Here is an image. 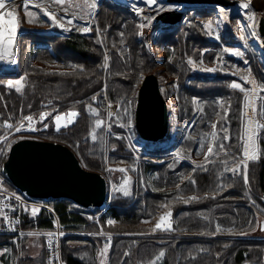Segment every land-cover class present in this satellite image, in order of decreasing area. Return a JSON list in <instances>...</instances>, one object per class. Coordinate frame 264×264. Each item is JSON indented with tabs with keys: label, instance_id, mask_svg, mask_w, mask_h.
<instances>
[{
	"label": "trees",
	"instance_id": "trees-1",
	"mask_svg": "<svg viewBox=\"0 0 264 264\" xmlns=\"http://www.w3.org/2000/svg\"><path fill=\"white\" fill-rule=\"evenodd\" d=\"M31 12L33 22L41 24V17L34 9ZM194 18L173 29L153 20L151 31L161 29L155 45L166 50L165 67L175 78L178 120L182 125L190 124L187 137L179 147L189 156L193 150L197 151L202 141L207 143L211 132H215V138L211 136L214 155H209L201 167L175 161L170 153L177 141L169 147L142 153L144 161L134 172L131 195L114 194L111 200L109 197L110 202L106 200L105 207L96 208L100 211V227L81 210L68 211L67 206L72 201L47 200L64 231L68 232L61 241L66 264H102L106 248L99 232L112 239L104 264H150L161 252L164 253L161 264H264V235L259 234L263 232L259 217L264 218V127L260 126L258 134L260 154L249 162L245 183L242 174L232 171L240 161L243 148L245 91L231 87L236 79L226 71V68H237L242 75L252 72L264 87V66L260 54L249 50L244 57L248 59L246 68H243L244 59L225 55L226 68L221 67L214 75L193 71L189 59L213 61L220 48V42L211 39L201 22ZM139 31L134 11L112 0H102L96 25L89 34L24 32L19 39L18 66L13 73L0 74V78L24 76L20 92L7 87L5 80L0 82V134L5 121L16 123L28 114L39 113L44 106L58 105L53 115L73 109L79 114L76 120L57 131L49 117L36 136L27 137L66 144L77 154L83 167L102 175L110 176L105 170L107 158L112 163L116 160L134 162L125 139L114 133L124 132L118 121L128 119L129 106L134 115L138 87L144 76L158 65L157 59L146 49L144 39L139 38ZM222 40L227 45L233 44L226 38ZM34 45L41 46L36 53H32ZM105 56L108 57L107 67L104 66ZM52 61L61 67L48 69L39 65ZM106 101L121 106V118L112 117L111 132L105 134L109 147H115L109 154H105L97 141H92L90 133L95 117L88 108L91 105L92 109L100 110ZM179 137L181 139V135ZM18 139L0 143V183L10 191L16 188L2 168L8 146ZM221 144L223 149L219 148ZM148 172L155 177L156 189L147 185ZM188 173L190 175L182 181V174ZM192 196L199 199L189 201ZM165 209L172 211L173 230L152 232L151 221ZM109 220L114 224L108 225ZM36 222L47 229L53 227L51 221L39 217ZM217 226L245 230L250 235H226L216 232ZM79 231L87 235H79ZM95 232L98 235H94ZM12 240L0 235V241H4L0 246H9L13 264H44V241L41 240L43 251L39 257L24 255L18 258L26 247L17 248Z\"/></svg>",
	"mask_w": 264,
	"mask_h": 264
},
{
	"label": "rangeland",
	"instance_id": "rangeland-1",
	"mask_svg": "<svg viewBox=\"0 0 264 264\" xmlns=\"http://www.w3.org/2000/svg\"><path fill=\"white\" fill-rule=\"evenodd\" d=\"M102 0H94L95 2V8H89L85 6L84 0H65V4L63 8L61 6L56 5L52 3V0H31V4L29 5L27 11L23 10V1L22 3L17 4L15 7V12L17 14V18L15 21L12 20V18L8 17L11 19V21L14 23L12 26L13 28L16 29L17 32V38L13 45H8L5 41H0V49L8 46L13 48L15 46V63H8L6 62L7 69L4 72H10L13 73L15 68L18 66V58H19V50H20V44H19V39L21 38L22 34L24 32H27L28 30L32 31H37L40 33H48V34H61V33H70V32H75L78 33L79 35H86L92 32L93 28L96 25V15L97 11L99 8V4L101 3ZM114 2H117L119 4H122L126 6L127 8L131 9L134 11V13L137 16L138 19V24H145L147 25L144 28L140 27L139 31V38L144 39V44L148 52L157 59L158 65L157 67L153 70L152 73H156L159 75V80L161 81V91L162 94L164 95L165 99L167 100L168 107L171 113V122H172V130L170 131V136L171 137H176L177 145L173 147L170 155L175 161H185L187 163H192L194 166L198 165H203L206 163L205 158L201 156H197L198 149L193 150L191 155L187 156L185 153H183V147L180 146V142L184 140L185 137H187V133L189 132L190 129V124L188 125H182L179 120H178V115H179V99H178V92L176 91V85L174 84L175 78L170 76L168 74L166 67H165V60L168 58L167 52L164 49H159L155 45V39L160 35L161 29L156 30L155 32L151 31L152 28V23L153 21L149 22L144 19V17H151L155 16L157 13L151 10H148L146 6L140 2V0H112ZM240 1V4L235 7H230V8H223V7H215L213 9H200V10H193L189 12L183 21L182 25L188 24L190 18L195 17L194 19L196 21H200L204 29L206 30V33L209 35L211 39H214L216 41L220 42V48L217 49V56L214 58L213 61H208L207 59L201 58L200 60H195V59H189L192 61L190 66L192 67L193 71L196 72H206L207 74L214 75L221 67H225V55H228L230 57H233L234 59H244L245 55L248 53L249 50L256 51L260 54V60L261 56L263 54V42L262 40L264 39L261 37L259 33V25H260V19L261 17H264V0H238ZM72 3V7H68V3ZM89 2H92V0H89ZM97 2V3H96ZM248 3L249 8L245 9L241 7L242 4ZM40 4L43 6L44 9H47L48 11L54 12L56 14L57 22H53L51 19H49L47 16L43 14V10L40 7H35L34 5ZM136 5L138 8H145V11L143 13H138L136 9L133 7V5ZM78 5V6H77ZM158 5L160 6V12L165 11V10H179L183 11L186 6H180V5H168L164 3V0H158ZM155 7V6H154ZM31 9H34V13H36L39 17H41V24H36L34 22L28 23L26 22L28 19H31L33 21L34 16L32 14L31 17L27 15L28 12H31ZM32 13V12H31ZM66 13V14H65ZM252 15L254 16V20H249V16ZM71 20V23H68V21ZM211 24V28H207L206 25ZM58 24H61L63 29H60L58 27ZM1 25V22H0ZM181 25V26H182ZM180 26V27H181ZM5 29V27H4ZM87 29V31H85ZM3 33V35L6 37L9 34H5L6 30L0 31ZM255 32L256 35L253 36L252 33ZM148 35V36H147ZM222 38H226L227 41H233V44L227 45ZM16 43V44H15ZM40 45H34L32 47V53H36ZM41 47V46H40ZM239 50L240 52L243 53L242 56L235 55L234 53ZM219 56V57H218ZM188 60V61H189ZM248 59H244L243 63V68L247 67L248 64ZM40 66L46 67L48 69H57L60 68L61 65L57 64L56 61H52L49 63H39ZM208 69H212V71H209ZM226 71L229 72L231 75L235 76L234 74L237 75L235 76V79H238L239 77H242V74L237 72V68L235 69H227ZM253 74V73H252ZM2 80L5 83V85H8L9 83H12L14 85L13 88L16 89V87H21V89L24 86V76L20 77H5V78H0V82ZM20 81V84L18 85L16 82ZM236 81V80H235ZM47 107V110L49 112V115L47 118L43 121L38 123L37 127H42L41 125L49 118L51 117L54 121V125L56 127V121L54 120V117L56 115H64L65 119L62 120L60 123L61 125L65 124L67 122L68 116L67 113L75 111L73 109L71 110H65V112L58 111L56 114L54 113L56 110L59 109L58 105H49V106H44ZM43 107V108H44ZM136 107V106H135ZM135 107H134V114H135ZM121 106L119 103H109L106 101V103L101 105L100 110L95 109V112L98 113V115H94L92 112V115L95 117L93 120V128L90 133L91 138H92V133L95 132L96 134V139L92 141H97L106 151L105 154H109L111 149H114L115 147H109L106 141V135L110 133L112 124H111V119L112 117L115 119H120L121 118ZM129 113H128V119L125 122H121L120 120L118 121L119 125L123 128L124 132H115V136L118 138L125 139L126 144L128 146V151L133 155L134 162L132 163H125L120 160H116V162L112 163L108 160L107 158V164L105 166L106 173L110 172L109 174L104 175L107 180V203L110 202L112 199V196L114 194H121L123 197H129L131 195V191L133 188L132 183H134V172L139 170V165L141 162L144 160L142 159V153H147L150 149L158 148L160 149L161 147L164 146V142H159L157 143V146L151 143H145L147 146H144L141 144V139L139 136L136 134V131H134V115L131 113L132 109L129 106ZM104 112V115L102 112ZM78 113V111H75ZM40 113L32 114L31 117L34 119L38 117ZM111 114V115H110ZM25 117V116H24ZM21 118L19 121L16 123L9 121V123L14 125L15 127L17 125H20L21 122L25 123L26 120ZM77 117V116H76ZM76 117L74 118V121L76 120ZM100 120L103 122L100 128L96 127V121ZM6 122V121H5ZM4 122L3 127H5L6 123ZM189 123V122H188ZM71 125V124H70ZM13 126V127H14ZM69 126V125H68ZM61 128H64L63 126ZM60 128V129H61ZM183 130V131H182ZM6 133V131H3L0 134V138ZM39 133V131H38ZM37 133V134H38ZM36 133L32 134H26V133H21L19 135H11V137L7 140H13V139H21V138H26L27 136H36ZM212 132L209 134V139L207 140V145H211V135ZM181 135V139L179 137ZM30 138H36V137H30ZM38 139V138H37ZM10 141V142H11ZM6 142V139H4L0 143ZM206 143L205 141H202V145ZM12 144L8 146L10 148ZM202 147V146H201ZM203 149V148H202ZM192 155L194 158H191ZM204 158V160L202 159ZM126 169V172H121L118 171V169ZM146 180H147V185L151 186L152 188L156 189L154 186V179L155 177L152 175V173L148 172L146 173ZM184 177L182 178V181L184 180L185 177H188L190 173L188 174H182ZM127 181V183H125ZM181 181V182H182ZM16 188V187H15ZM120 188H126L129 192L130 195L124 196L121 191H117V189ZM13 192L18 193V189H14ZM19 193H21L19 191ZM110 197V200H109ZM72 205V204H71ZM105 207V206H104ZM94 209L89 208L87 211L92 212L91 215L88 216L89 220L92 222L99 224V215L100 211H93ZM166 210H163L162 212L157 213V215L153 218L151 221V226L154 227V220L156 217H158V214L164 213ZM172 214V213H171ZM160 216V215H159ZM171 224H172V230L174 227V220H173V214L171 216ZM260 221H264V218L259 217ZM260 222V225L261 223ZM222 228L221 226H219ZM171 230V231H172ZM221 232L226 235H250V232H247L245 230H237L235 228L231 229L225 228L222 229ZM87 233V232H86ZM101 232H99L100 234ZM80 235V233H78ZM260 235H264V230L263 232H259ZM90 235V234H88ZM94 235H98V232H95ZM103 237H107L110 235H104V233L100 234ZM67 236V235H64ZM25 237L18 238L17 240H12L14 243L13 245L15 247H20V246H25L26 250L21 252L19 256H26V257H39L43 251L42 248V243L41 240L43 241L44 237L42 234H38L35 236H29L26 237V240L29 239L30 241H24ZM105 239V238H104ZM103 239V241H104ZM23 241V242H20ZM112 243V242H111ZM111 246V244H110ZM109 246V247H110ZM109 247L105 248L107 249L105 251L104 249V254L102 255V264L106 261V254L109 249ZM106 253V254H105ZM11 251L9 250V246L6 247L5 249H0V263L1 261L7 260V255H10ZM158 257V256H157ZM157 257L155 258L156 264H161L162 263V257L157 260ZM151 264V263H150Z\"/></svg>",
	"mask_w": 264,
	"mask_h": 264
},
{
	"label": "water",
	"instance_id": "water-1",
	"mask_svg": "<svg viewBox=\"0 0 264 264\" xmlns=\"http://www.w3.org/2000/svg\"><path fill=\"white\" fill-rule=\"evenodd\" d=\"M164 3L186 6L183 11L165 10L155 15V22L173 29L180 27L193 10L230 8L238 6L240 1L164 0ZM58 27L63 29L61 24ZM259 33L264 38V17L260 19ZM262 42L264 51V39ZM6 69V62L0 59V74ZM170 117L159 75H145L138 87L134 114V126L140 139L144 143L165 140L170 132ZM2 171L14 187L35 199H67L82 207L95 208L103 207L107 199L106 177L83 167L77 154L61 142L29 137L18 139L10 146ZM260 228L264 230V221Z\"/></svg>",
	"mask_w": 264,
	"mask_h": 264
},
{
	"label": "built area",
	"instance_id": "built-area-1",
	"mask_svg": "<svg viewBox=\"0 0 264 264\" xmlns=\"http://www.w3.org/2000/svg\"><path fill=\"white\" fill-rule=\"evenodd\" d=\"M39 113L40 114L38 115V117L32 120L31 125H29L28 121L25 119L26 122L23 123L25 129L28 127H33L39 129L38 131H40V127H37V125L38 123L43 122L45 120L44 119L43 121H41L40 117L42 114H46V113L49 114V112L47 110V107H44L40 110ZM28 116H31V114H28L25 117ZM5 123L11 124L9 123V121H6ZM16 127L15 126L12 128L3 127L6 133L0 138V142H2L5 139V137H7L6 139L7 141L11 137V135L13 136V134L19 135L21 133H26V134L38 133V131H27V130H21L20 132H17L15 130ZM175 141H176V137H171L169 134V136L161 142H164L165 147H169L173 145ZM141 144L143 145V147L147 146L142 140H141ZM151 144L157 146V143H151ZM71 204L67 206L68 211L81 210L82 213L87 217L92 214V212L87 211V209L92 208L94 209L93 211L96 210L95 207H82L74 203ZM34 208L39 209V211L36 212L35 215H33L32 212ZM5 217L7 218L5 219ZM38 217L46 221H51L53 227L47 229L42 225L41 226L37 225L36 219ZM29 232H35L38 234L40 233L44 237L43 239L45 245L44 264H66L62 256L61 241L64 235H67L68 233H65L66 231H64L59 221L58 215L56 211L53 209V207H51L45 201L32 198L23 192L17 193L10 191L0 183V235L8 236L13 240H17L18 238L20 239L22 237H29L27 235V233ZM49 233H52L51 237L48 236ZM60 233H63V235H60ZM103 242L106 247H109L112 242V239L111 237L107 236L105 237Z\"/></svg>",
	"mask_w": 264,
	"mask_h": 264
},
{
	"label": "snow or ice",
	"instance_id": "snow-or-ice-1",
	"mask_svg": "<svg viewBox=\"0 0 264 264\" xmlns=\"http://www.w3.org/2000/svg\"><path fill=\"white\" fill-rule=\"evenodd\" d=\"M84 2H85V6H87L89 8L95 7L94 0H92V2H89V0H84ZM140 2L143 3L148 10L154 11L157 14L160 13V6L158 5V0H140ZM52 3H54L56 5H59V6H61V8H63V6L65 4V0H52ZM30 4H31V0H23V10L27 11V9H28V7H29ZM34 6L35 7H40L43 10V14L45 16H47L49 19H51L54 23L57 22L56 14L54 12H51V11H48L47 9H44L43 6L40 5V4H36ZM67 6L68 7H72L73 5H72V3L69 2ZM133 7L136 9V11L138 13H143L145 11V8H138V7H136L135 4L133 5ZM241 7L245 8V9H248L249 8V4L248 3H244V4L241 5ZM0 10H3V11H0V20H3L5 18V16L12 18L13 21L16 20L17 14L15 12L14 0H0ZM27 15L29 17H31L32 16V13L31 12H28ZM144 19L147 20V21H149V22H151V21L155 20L156 17L155 16L144 17ZM249 20H254V16L250 15L249 16ZM26 22L32 23L33 21L31 19H28ZM68 23H71V20H69ZM146 26L147 25H145V24H141L140 25L141 28H144ZM206 27L210 29L211 28V24L209 23L208 25H206ZM5 30L9 32V35L5 37L3 35V33H0V41H5L8 45H13L14 39H15L16 29L15 28H11V29H5ZM85 31H87V29H85ZM252 35L255 36L256 33L253 32ZM5 52L6 53L8 52V49L7 48H5ZM234 54L235 55H239V56H242L243 55V53L240 52L239 50H237ZM3 58H4L3 55H0V59H3ZM8 62L9 63H15L16 61L14 59H12V60H10ZM107 63H108V57L105 56V64H104L105 67H107ZM188 63L191 64L192 61L189 60ZM208 70L209 71H212V69H208ZM243 79H245V83H253V84L255 83L254 81H250L247 78H243ZM16 83L19 85L20 84V81H17ZM7 87L12 88V87H14V85L12 83H9L7 85ZM21 87L22 86L16 87V91L17 92H20L21 91ZM231 87L233 89H239L242 92L245 91V89L243 87H241V85L238 84V83H232L231 84ZM262 90H264V89H262ZM95 99L96 98L94 96L93 97V100H95ZM221 106L223 107V105H221ZM88 108H89V110L94 115H98V113H96L95 110L91 108V105H89ZM255 111H256V109L253 108V112H255ZM47 115H49V114H47V113L46 114H42L41 117H40L41 121H43L44 119H46ZM78 115L79 114L77 112H75V111H72V112L67 113L68 119H67V122L65 124H63V125H61L60 122L65 119L64 115H56L54 117V120L56 121V130L57 131H60V128L62 126L63 127H67L68 125L72 124L74 122V118L76 116H78ZM260 116L262 118H264V112H261L260 113ZM24 119H26L28 121L29 125H31L32 120H33V118L31 116L25 117ZM248 119L251 120L252 117L249 115ZM102 124H103L102 121H100V120H97L96 121V127L97 128H100ZM261 126L264 127V125H261ZM5 127L12 128L13 126L11 124H6ZM212 127L215 128L216 127V124H213ZM15 130L17 132H20L21 130L38 131L39 129H36V128H33V127H28V128L25 129L23 122H21V124L19 126H17ZM211 135L213 136V138H215L216 133L213 132ZM5 139H7V137H5ZM92 139L93 140L96 139L95 132L92 133ZM225 139H228V137H225ZM219 148L220 149H223L224 148V145L223 144L219 145ZM209 155H214V153H213V147L211 145L207 148V154L205 155V160L206 161L208 160V156ZM244 156L247 157V159H253L254 158V157L248 155V149H247V147L244 148ZM241 163L244 164V168H245V171L243 173L240 172V164ZM246 168H247L246 160H241V161H239L237 163L236 167L234 169H232V171L235 174H238V175H241L242 174L243 175V179H244L245 183H247V172H246ZM118 171L126 172L127 170L121 168V169H118ZM191 182L192 183H195V181H191ZM125 183H127V181ZM117 191H121L124 196L130 195V192L126 188H120V189H117ZM196 199H199V197L192 196V197H189L188 198L189 201L196 200ZM38 211H39L38 208H34L32 210L33 215H35L36 212H38ZM6 218L7 217H5V219ZM170 218H171V212H168L165 215L161 216L159 218V220L157 221V223L155 224V226L152 228V232H156L157 229H159L161 231H171L172 230V224H171ZM147 222L148 221H146V223ZM107 224L108 225H113L114 224V221L109 220V221H107ZM221 230L222 229L219 226H217L216 232H220ZM100 234H102V232ZM27 235L28 236H35V235H38V233L29 232V233H27ZM60 235H63V233H60ZM48 236L51 237L52 236V233H49ZM106 250L107 249H105V251ZM125 255H127V253H125ZM163 255H164V253L161 252L159 254V256L157 257V260H159L161 257H163ZM151 264H156V262L155 261H152Z\"/></svg>",
	"mask_w": 264,
	"mask_h": 264
},
{
	"label": "crops",
	"instance_id": "crops-1",
	"mask_svg": "<svg viewBox=\"0 0 264 264\" xmlns=\"http://www.w3.org/2000/svg\"><path fill=\"white\" fill-rule=\"evenodd\" d=\"M261 61H262L263 66H264V55L263 54L261 56ZM234 75L237 77L236 74H234ZM243 78H247L248 80L254 81L255 83L254 84L253 83H245V79H243ZM232 83H238L241 85V87H243L245 89L243 127L241 130V137L243 140V148H242V153L240 156V161L246 160V164H247L246 172H248L249 162L257 159L259 154H260L259 143H258V134H259V131L261 128L260 127L261 124H264V118H262L260 116V113L264 112V90H262V89H264V87L259 85L258 80L252 74V72H246L244 75H242V77H239L238 79H236V81H233ZM253 108L256 109L255 112H253ZM249 115L252 117L251 120L248 119ZM206 145H207V143H205L203 145L200 143L199 147H198L197 156L196 155H194V156L198 157V156L202 155L201 157L205 158V155L207 154V148L209 147ZM245 147H247V149H248V155L254 157L253 159H247V157L244 156V148ZM204 158H202V159L204 160ZM197 167H201V165H198ZM241 169L243 170V172L245 171L243 163L240 164V170ZM168 212L172 213V211L168 209L164 213H162V215L158 214V217H156L154 220V224L157 223V221L159 220V218L161 216L165 215ZM171 216H172V214H171ZM170 221H172L171 218H170ZM65 233H68V232H65ZM79 233L81 235H87L86 232L79 231ZM25 241H30V240L27 239ZM0 242H4V241H0ZM0 249L6 250V247L3 246V248H1V246H0ZM10 255H7V260H5L3 262L1 261L0 264H13V262L10 261Z\"/></svg>",
	"mask_w": 264,
	"mask_h": 264
},
{
	"label": "bare ground",
	"instance_id": "bare-ground-1",
	"mask_svg": "<svg viewBox=\"0 0 264 264\" xmlns=\"http://www.w3.org/2000/svg\"><path fill=\"white\" fill-rule=\"evenodd\" d=\"M21 1H23V0H14V5L16 6L17 4H20V3H22ZM97 3V2H96ZM96 7V6H95ZM94 7V8H95ZM0 11H3V10H0ZM0 22H1V25H0V31H2V30H5V29H11V28H13L12 26L10 27V25H13L14 26V23L11 21V19H9L7 16H5V18L3 19V20H0ZM4 27H5V29H4ZM1 33V32H0ZM5 34H9V32L8 31H6V33ZM17 32H15V39H14V42H15V40H16V38H17ZM16 44V43H15ZM5 48H7L8 49V52L6 53L5 52ZM15 46L12 48L11 46H10V48L8 47V46H6V47H4V48H1L0 49V55H3V59H1V60H4V61H6V62H8V61H10V60H12V59H15V54H16V52H15ZM10 53V54H9ZM9 63V62H8ZM10 65H11V63H10Z\"/></svg>",
	"mask_w": 264,
	"mask_h": 264
}]
</instances>
